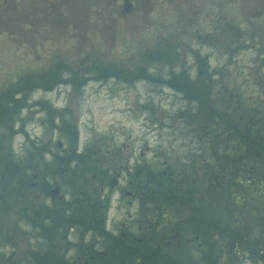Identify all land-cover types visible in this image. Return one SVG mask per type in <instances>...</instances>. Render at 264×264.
Returning <instances> with one entry per match:
<instances>
[{
    "label": "flooded vegetation",
    "instance_id": "obj_1",
    "mask_svg": "<svg viewBox=\"0 0 264 264\" xmlns=\"http://www.w3.org/2000/svg\"><path fill=\"white\" fill-rule=\"evenodd\" d=\"M92 1L103 30L131 41L132 86L148 85L150 98L195 103L186 168L209 165L211 181L179 188L173 185L183 171L171 166L160 173L125 166L129 178L100 167L93 174L99 189L76 190L69 175L67 189L56 183L43 199L48 178L30 172L13 192L0 189V211L17 205L0 264H105L122 247L128 264H264V0ZM21 146L25 158L37 154L36 145ZM47 154L54 161L58 153ZM16 234L26 248L15 258Z\"/></svg>",
    "mask_w": 264,
    "mask_h": 264
},
{
    "label": "rangeland",
    "instance_id": "obj_2",
    "mask_svg": "<svg viewBox=\"0 0 264 264\" xmlns=\"http://www.w3.org/2000/svg\"><path fill=\"white\" fill-rule=\"evenodd\" d=\"M0 1V5H3V0ZM6 1L9 4L0 11V97L7 94L11 97L13 88H17L16 96L20 100L14 109L15 114L10 113L11 116L8 115L9 107L0 100V168L4 160H7V151L15 152L17 156L23 153L24 147L21 145L27 137L36 143L37 154L33 153L29 159L30 168L27 163V170H22L18 178L12 177L11 182L9 171L1 169L0 179L5 183L0 182L1 190H14L18 179L21 181L30 172L31 175L38 173L39 180L44 181L45 176L48 178L42 190L45 199L49 197L44 196L46 188H52L56 183H66L68 175H71L68 180L75 181L76 190H89L94 186L99 189L100 178L93 179V174L100 167L107 174L121 169L129 178L130 173H126L125 166L134 173L136 165L145 172L149 169L151 173H160L169 166L173 172L183 171V175L174 181V187L198 188L197 185L204 186L211 181V177H208L211 175L209 165L199 161L195 165L190 163L186 168V163L193 155L188 151L187 144L196 127L193 121L199 116L195 103L174 97L166 99L154 94L150 98L148 85L143 89L141 84H123L117 78L102 81L89 78L83 81L84 76L95 74L94 68L97 67L110 74L122 75L132 67V60L136 57L131 41L123 39L126 44L121 42L122 38L118 36L121 35L120 31L116 30L117 37L115 29L113 33L103 30L98 2L91 0L85 4L82 0H71L57 4L56 0H13L15 4L12 0ZM50 2L53 4L51 7ZM91 61H94V65ZM22 77H26L25 81L31 78L32 82L18 84L17 81ZM56 77L59 80L66 78L83 83L57 84L52 92L32 91L31 87H40L39 84L45 89H51ZM39 97L55 103L60 108L58 112L62 111L63 106L68 109L64 117H72L77 124L76 154H82L86 148L84 153L87 156L71 155L72 145L68 139L60 138L58 130L47 131L50 117L45 101L40 109L34 106L35 99ZM142 103L148 104L149 110H145ZM34 110L39 113L25 123L23 117L29 116ZM52 121L60 122L58 118ZM57 140L60 144L55 150ZM48 143L53 153L57 151L59 156L65 155L72 159L69 165L66 158L62 159L64 173L62 169L52 171L51 158L46 155L47 151H52ZM27 146L30 147V143ZM88 148L94 155H88ZM96 155L101 157L99 162L94 160ZM82 163L83 168L76 167ZM189 169L196 170V173ZM201 169L207 170V173L203 174ZM184 178L188 180L187 185L181 182ZM90 195L97 197L95 193ZM16 210L17 205L0 211V241L6 231L14 230ZM15 238L18 241L14 249L16 258L25 251L26 237L16 234Z\"/></svg>",
    "mask_w": 264,
    "mask_h": 264
},
{
    "label": "trees",
    "instance_id": "obj_3",
    "mask_svg": "<svg viewBox=\"0 0 264 264\" xmlns=\"http://www.w3.org/2000/svg\"><path fill=\"white\" fill-rule=\"evenodd\" d=\"M5 5H6V3H4L3 5H0V11L5 8ZM7 7H9V6H7ZM91 62H92V65H94V61H91ZM58 63H59V61H58ZM66 66H68V65H66ZM94 71H95L94 72L95 74L84 76L83 77V81H85L86 79H89V78H93L94 80H100V79H102V78H104L106 76H114V77H116L118 79L120 77V75H118V74H110L107 70H104L103 68H100V67L94 68ZM56 72H57V70H56ZM128 76H129V74L124 75V77H128ZM30 79L31 78H28V82H32V80H30ZM60 79L61 80H59L58 77H56L54 85L61 84V83H68L69 85L70 84L75 85L77 83L75 80H72V79H66V78H60ZM21 83H23V81ZM21 83L18 82V84H21ZM82 83L78 82L76 85H81ZM39 85L42 86V84H39ZM149 108H150L149 106L145 107V109H147V110H149ZM67 111H68V109L66 107L63 108L62 111H60V112H58V110H56V109H52V112H51V115H50V121H49V124L47 126L48 127L47 129L50 131L51 127L55 128L60 133V138L65 137V138L68 139V142L72 145L71 146V155L74 154V155L87 156L84 153L86 151V148L84 149L82 154H76V146H75V144L77 142V124L73 121L72 117H70V118L69 117L68 118L64 117V114L67 113ZM55 117L60 120L59 123H57V122L53 123L52 119H54V121H55V119H56ZM87 153H88V155L92 154L89 151V148L87 150ZM71 155L69 154V156H71ZM92 155H94V154H92ZM67 157L68 156H65V155H62V156L58 155L56 157L55 163H56V167L58 169H61V167L64 166V163H63L62 159H65V158L67 159ZM19 163H21V161L18 162V164H17L18 167L20 166ZM83 166H84V163L81 164L80 168L81 167L83 168ZM79 171H82V169L79 170ZM124 249H125V247H122V251H121L122 255L121 256H117L116 258H112L108 262L105 261L106 263L105 262L104 263L105 264H128V261H130V260L126 259L125 256L123 255ZM144 261L145 260H141L140 264H143ZM53 264H69V263H68L67 259H65V260L58 259V260H54Z\"/></svg>",
    "mask_w": 264,
    "mask_h": 264
}]
</instances>
